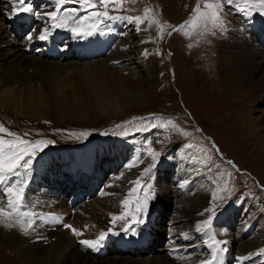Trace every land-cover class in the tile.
<instances>
[{
    "label": "rangeland",
    "instance_id": "374dc122",
    "mask_svg": "<svg viewBox=\"0 0 264 264\" xmlns=\"http://www.w3.org/2000/svg\"><path fill=\"white\" fill-rule=\"evenodd\" d=\"M32 1L36 2V0ZM43 1L48 6L50 5V9L57 6L56 0ZM69 2L81 6L78 0H69ZM198 4L200 10L194 12ZM205 4L206 0H125L122 4L117 3L107 7L106 11L108 13L113 12L115 16L145 17L144 21L145 24L147 23L148 28L147 38L152 45L151 48H146V50L147 52L150 51V60L154 69L151 79L155 82L152 86L139 83L138 79L141 78L143 72H135L132 78L133 85L147 91L141 101L129 103L118 114L110 116L98 114L96 116L91 101L83 97L80 102L70 101L75 106L71 107L73 108L72 112H65L68 115L52 116L47 114L45 119L35 118L34 116L23 118L13 111L0 107V125H3L9 132L18 134L25 141L45 140L52 142L47 146L40 145L39 147L44 150L40 152L37 148L36 156L51 154L54 151L71 147H81V149L88 146L94 147V144L91 143H96V149L101 147L103 151L111 150V147L119 145L118 143L126 148L135 146L140 150H145L144 158L136 166H116L112 161L107 165L109 159L105 158L106 165L104 164L102 167L111 169L108 173H113V178L119 175V194L116 195L119 199L125 198L128 191L126 185L129 184V177L126 175V168L133 173L136 180H139L135 191L131 192L135 196L132 206L136 204L143 205L139 201L137 192L146 183L152 185L153 195L151 194L150 198L152 205H150L149 210L158 219L157 226L154 225L155 239L152 248L160 245L159 253H164L163 246L166 236L168 246L176 245L178 247L180 244L178 233L187 231L190 236L199 235L200 226H204L205 232L210 233L208 236L213 237L215 235L217 240L227 241V249L229 250L227 253L236 262L235 257L237 258L240 255L242 247L252 238H259L261 243L264 244V190L259 189L264 187V94L261 99L252 102L249 97L250 93H247L244 98L236 101L233 105H227L235 97L234 93L236 91L229 92L222 85L219 73V48L220 42L226 38L228 31L233 28L238 29L240 32L245 30L242 20L243 13L247 12L249 8L264 11V5H260L256 0H252L251 3H245L244 0H235L234 3L225 5L223 7L224 29L215 28L213 29L215 35H212L204 30L206 17L211 15L213 11L205 7ZM99 5L93 7L94 11ZM43 8L46 9V7ZM66 8L70 10L75 7L67 6ZM146 9L151 11L146 13ZM241 9H246V11H241ZM30 14L31 17L44 16ZM43 18L47 19L46 16ZM53 20L57 22L56 19ZM130 21L132 20L127 22ZM127 22L122 24L125 26ZM38 24L37 32H40L43 30V23L38 21ZM182 25L184 26L182 30L173 31L174 28H180ZM161 26L163 31H161ZM208 26L211 27L210 24ZM7 28L10 31L15 29L13 24H8ZM22 29L23 26L20 35L24 37H22L24 40L27 39L28 35H25ZM63 29L67 28L63 27ZM133 32H135V29ZM246 32L251 44L255 47V56L264 55V45L263 47L260 46L256 38L249 35L247 29ZM132 33L130 36L135 37L136 34L133 35ZM169 33L171 34L169 35ZM116 38L117 36H113V40ZM80 39L83 42L86 38ZM138 40H132L135 42L134 46L136 48L140 47L143 42ZM27 42L30 41L27 40ZM96 45L98 43L94 46L96 47ZM142 46L144 47V43ZM36 47L40 49L41 45L37 44ZM133 56L135 59L139 54L134 53ZM245 73L247 74V71H243L240 76L244 82L248 81V79H245L248 77ZM66 75L65 70L60 71L57 78L63 79ZM187 81L192 83L194 88L189 87ZM250 81L249 87L254 84L253 80L250 79ZM238 83L240 84L238 88L241 90L243 86L239 81ZM197 97L199 100L196 99ZM64 103L65 105H72L67 101ZM182 108L188 110L203 133L211 136L214 142L224 151L226 157L236 163L240 170L247 171L251 175L252 181H249L251 179L246 173L238 175L217 160L202 138H199L192 127L184 123L185 120H188L186 116L183 115L179 119L174 117L177 112L182 111ZM237 108L242 109L240 111L241 117L245 116L247 118L246 121L241 123L243 124L242 129L240 124L235 123L233 120V115L230 114V118L227 116L229 112L237 110ZM122 113L124 116H121ZM144 113H162L164 116H153L148 119L127 122L126 124L122 123L130 116ZM169 121L172 124H168ZM173 125L177 127L174 128ZM26 133L27 135H25ZM184 133H187V135ZM246 135L247 137L244 138ZM0 138L5 141L16 139V137L10 136L6 132L0 133ZM15 147L18 149L24 147V145L17 144ZM4 151H6L4 152L5 159L9 158V145H4ZM29 151H32V147H29ZM119 151L121 154L122 150ZM157 153L155 167L151 172L145 173L144 169L154 163L153 156ZM181 163L183 165L180 169ZM171 164L178 165L180 175L183 176L181 184L186 181L189 183V187L184 194L180 193L178 189L181 184L170 185L166 180L168 168ZM97 168L105 178L107 172L103 171L101 166ZM108 180L103 179V182L99 181L98 184H108ZM123 192L124 195H122ZM77 194L79 195L78 192ZM129 213H131L130 210L125 216ZM61 214L58 213L59 218H57V221L62 225L65 216ZM206 220L209 221L208 224L204 223ZM168 221H175L174 225L178 227V230L176 232L171 231L169 236L167 235L170 231ZM228 222L231 223L232 228L224 230V226ZM209 226L214 232L212 229L210 232ZM80 233L83 235L82 230ZM91 234L93 233L91 232ZM82 235H79V238ZM170 235L172 236L170 237ZM80 245V243L77 244V246ZM150 247L151 244L149 243V246L145 249L133 251L134 253L119 252L118 255L139 256L146 253ZM184 249L187 251V248ZM194 251L197 252L182 257L180 263L184 264L185 257L195 256L194 258H197L200 255V250L198 248ZM154 254H157L156 250ZM250 254L256 258L260 255ZM1 256L11 259V252H3L0 254ZM104 258L106 257H99L100 260ZM3 259L1 262L5 264L13 262V260H10L9 263V261H3ZM248 259L249 257L242 260V263L247 264ZM219 260L220 256L217 257L218 262Z\"/></svg>",
    "mask_w": 264,
    "mask_h": 264
},
{
    "label": "bare ground",
    "instance_id": "6f19581e",
    "mask_svg": "<svg viewBox=\"0 0 264 264\" xmlns=\"http://www.w3.org/2000/svg\"><path fill=\"white\" fill-rule=\"evenodd\" d=\"M26 3L31 5L34 12L46 16L47 19L43 18L44 16L31 17L30 13H25V20L22 23L16 15H9L12 11L11 0H0V107L13 111L23 118L34 116L35 118L45 119L47 114L52 116H59V114L60 116L68 115L65 112L73 111V108H71L75 106L73 102H80L83 97H86L91 101V105L94 106L93 111L96 116L98 114L110 116L122 112L129 103L138 102L144 98L147 91L143 90L144 88L133 85L132 78L136 71H142L143 74L138 79L139 83L152 86L155 82L151 79L154 69L150 60V51L147 52L146 56L143 55L146 52V48H151L152 46L147 38L148 28L145 21L140 23L139 27L138 22L135 20L127 22L125 26L124 24L110 25L113 27L110 33L115 34V37L117 36L115 40L118 38L119 40L104 56L88 61V55L94 51L96 43H98V47L100 45L107 46L108 44L103 40L104 28L98 23L95 15L79 9L78 12L74 13L71 12V9L63 8L62 5L53 9H50L49 5L45 9L32 0H26ZM52 11L57 12V18H50L46 15V13ZM77 17H84V19L78 20ZM53 19H56L57 22ZM75 20L80 23L84 22L83 26L80 27V29H85L84 32H87L90 28L95 31L93 26L98 25L102 29V34L86 38L85 41L81 42L82 47L80 49L72 50L70 43L63 41V39L69 33V28L74 25ZM38 21H42V29L45 26L51 28L53 23L59 24L61 21L65 22L64 27L67 29H55L52 32L55 34L54 37L40 40L38 39L39 32H37ZM8 24H13L15 29L13 31L8 30ZM22 26V32L24 31L25 35L31 34L34 37L30 42H27L28 39L23 40L24 37L20 35ZM110 26L105 28L107 29ZM134 29L135 32H133ZM247 30L250 32L249 29ZM79 32L77 31V33ZM131 33L133 35L136 34L135 37L130 36ZM18 35L20 36L17 38ZM133 39L143 41L140 47L136 48L134 46L135 42L132 41ZM108 40L112 41L113 37ZM143 43L144 47L142 46ZM37 44L41 45L40 49H37ZM259 45L263 47L264 44L260 43ZM61 46L63 47L61 48ZM262 47L261 49H263ZM134 53L139 54L135 59L133 58ZM255 54V47L251 44L246 29L240 32L238 29L233 28L227 32L226 38L220 42L219 73L222 85L229 92L236 91L234 93L235 97L227 105H233L236 101L244 98L247 93H250L249 97L252 102L262 98L264 94V55L255 56ZM48 57L51 58L49 59ZM64 70L67 72L66 77L58 79L57 74ZM243 71H247V74H245L248 77L245 79H248V81H242L243 79L240 76ZM250 79L254 82L251 87L248 85L251 84ZM238 81L243 86L241 90L238 88L240 85ZM187 84L189 87L194 88L189 81H187ZM15 85L16 87H14ZM129 89L132 90L129 91ZM66 101L72 105H65L64 102ZM241 110L237 108V110L229 112L227 116L233 115V120L235 123H239L242 129L243 124L241 123L246 121L247 118L245 116L241 117ZM121 116H124V114L122 113ZM246 137L247 135L244 136V138ZM115 146L111 147V150H102L103 152H101L104 160L105 158L109 159L107 165L111 161L113 163L120 156V151L118 155H112ZM183 163H181L180 169ZM115 165L120 166L117 163ZM84 170H88V168L84 167ZM126 171V175L129 177V184L126 185V188H128L126 194L122 193V195L125 194V198L119 199L116 197L119 194L118 185L120 180L118 175L107 181L109 186L100 191L102 196H95L87 203L71 211L70 209L57 210L59 214L67 213L61 225L64 230L44 229L37 234H22L17 228L7 229L0 224V254L6 251L11 252V259L1 256L0 264H5L1 262L3 258V261L7 260L9 263L10 260H13L10 264H181V258L178 256L159 253L160 245L152 248L155 232L152 235V240L150 239L149 241L151 247L146 253L139 256L118 255V251H113L112 254L108 255L117 254L109 257L107 255L105 256L106 258L100 260L87 253L83 246L84 244L80 243L81 240L85 239L94 240L100 235L101 231H107L108 229L115 231V228L127 226L128 222L125 218L113 221V216L124 217L126 215L135 198L134 194L129 193L130 190L136 188L137 184L133 183L136 179L130 170L126 168ZM98 172L103 180L104 175L101 171ZM38 175L42 180L49 181L46 173L39 171ZM103 186H106V183ZM68 188L69 186H66L62 190V201L64 202H70L79 196L77 193L71 194V200H69L68 196L70 194L66 193ZM125 200L128 201L127 204L122 203ZM151 214L154 217L153 227L155 229L158 219L153 212ZM196 218L195 221L197 222ZM174 222L168 221L170 230L167 233L168 236L171 231L176 232L178 230ZM65 225H71L72 228L77 229L79 232L82 230L83 235L80 238L79 235H76V238L70 237ZM226 225H231V223L228 222ZM203 228L204 226H200L199 232ZM91 232L93 234L90 235ZM38 239L41 240L39 241ZM207 239L209 243L213 242L212 236H207ZM76 241L81 245L77 246ZM212 247L213 244L208 245V248L211 249ZM154 249L157 254H154ZM262 250H264V244L261 243V240L252 238L242 247L241 253L237 258L234 255L237 260L235 262L228 253L220 252L219 249H212L213 252H217V257L220 256L219 264H243L242 260L252 257L250 253L264 254ZM213 252L209 254L212 255ZM194 257H185L184 264H199L201 260L210 258L209 255L204 254L198 255V259Z\"/></svg>",
    "mask_w": 264,
    "mask_h": 264
},
{
    "label": "snow or ice",
    "instance_id": "6c2138e0",
    "mask_svg": "<svg viewBox=\"0 0 264 264\" xmlns=\"http://www.w3.org/2000/svg\"><path fill=\"white\" fill-rule=\"evenodd\" d=\"M78 2L81 4L83 7L84 5H89L92 7H95L97 4H102L107 6L108 4H117V3H124L125 0H78ZM235 0H206L205 7L212 9L211 15L206 17V24H205V31L210 32L212 35H215V31L213 29L219 28L221 30L224 29V22H223V7L227 4H232L234 3ZM245 3H251L252 0H244ZM260 5H264V0H256ZM66 3V0H56V4L59 7L60 5H63ZM12 4V11L9 13V15H19L21 13H32L34 15H40L38 12H34L31 5L26 3V0H11ZM200 10V5H197V8L194 9V12H198ZM78 9H71V12H78ZM148 11H151L150 9H146L145 12L147 13ZM241 11H246V9H241ZM46 15L50 18H57V12L52 11L46 13ZM92 15H95L97 18L103 16L105 19L108 20H113V19H124V20H135L138 22V27L140 23L144 22L145 17H128V16H112L109 15L108 11L104 12H95L92 13ZM77 19H84V17H77ZM64 23H53L51 28L45 27L42 31L39 32L38 34V39L40 40H47L49 36L52 35L53 30L58 29V28H63ZM211 25L209 27L208 25ZM95 27V31H93L91 28L87 32H79L76 33L75 30H72L75 35L79 36L80 38H88L92 37L96 34H102V29L96 25L93 26ZM183 25L180 26V28H174L173 31H180L183 29ZM161 31H163V27L161 26ZM171 33H169L170 35ZM34 37L29 34L27 36V39L31 41ZM163 38V37H161ZM191 46V45H190ZM143 55H147V50ZM168 124H172L171 121L168 122ZM155 127V125H153ZM174 128H176V125H173ZM8 133V135L16 137L15 140H9L5 141L4 139L0 138V175H7V174H13L18 167H23L26 170L29 168V166L32 164L33 159L36 156V149L40 152H42L44 149L40 148V145L47 146L48 144L52 143L51 141H45V140H38L35 142L32 141H25L22 138L18 136L16 133L9 132L8 129H6L3 125H0V133ZM187 135V133H184ZM27 135V133L25 134ZM7 144L9 145V158L7 162L5 161V154H4V145ZM19 145H24V147L16 148L15 146ZM29 147H32V151H29ZM151 151V149H149ZM158 155L154 154L153 156V164H150L148 168L144 169L145 173L151 172V170L155 167V156ZM22 161V163H21ZM135 163V162H134ZM231 163V161H229ZM133 165L130 164L128 167H132ZM134 184H139V180L137 179L136 181L133 182ZM187 183V181L185 182ZM183 186V185H181ZM135 191V189L130 190V193ZM7 195L8 199L6 201L7 209L9 211H6L5 207L0 206V216H7V217H16L14 222L11 220L7 223V227L12 228L16 226H20L21 230L25 232V234L28 233V230L33 227V221L31 219L32 215H35L34 213H28V212H19L18 208L19 206L23 203L24 196H23V190L18 188L16 185H12L7 189ZM122 203L127 204L128 201L125 200ZM139 208V212L141 215V218L136 221V223H144L143 215L146 213L147 206H137ZM207 211V210H206ZM27 218V219H25ZM124 219L123 216H113V221L116 220H122ZM3 222V221H0ZM205 224H208L209 221H204ZM65 227L70 228L74 234L76 235H82L77 229L72 228L71 225H65ZM87 227V226H86ZM199 227V226H198ZM123 231L127 232L129 231V228L125 225L123 227ZM108 232H111V229H108L107 231H101L100 235L94 239V240H81L80 243L84 245L91 246L94 250H98L100 247H103V242L108 234ZM213 243L216 245H226L227 241H219L216 240L213 237ZM226 249L221 247L219 248L220 252L225 251ZM264 251V250H262ZM217 260V252H213L212 254V259L211 260H201L199 264H212V261Z\"/></svg>",
    "mask_w": 264,
    "mask_h": 264
}]
</instances>
